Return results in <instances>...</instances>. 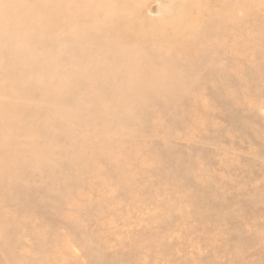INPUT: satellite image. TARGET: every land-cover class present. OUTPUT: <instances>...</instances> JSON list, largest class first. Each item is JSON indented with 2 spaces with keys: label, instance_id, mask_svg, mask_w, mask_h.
Wrapping results in <instances>:
<instances>
[{
  "label": "rangeland",
  "instance_id": "obj_1",
  "mask_svg": "<svg viewBox=\"0 0 264 264\" xmlns=\"http://www.w3.org/2000/svg\"><path fill=\"white\" fill-rule=\"evenodd\" d=\"M0 264H264V0H0Z\"/></svg>",
  "mask_w": 264,
  "mask_h": 264
}]
</instances>
